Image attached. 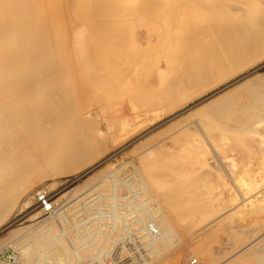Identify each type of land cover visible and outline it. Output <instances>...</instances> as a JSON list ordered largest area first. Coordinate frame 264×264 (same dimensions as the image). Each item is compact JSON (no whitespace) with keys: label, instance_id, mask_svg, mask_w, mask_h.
Masks as SVG:
<instances>
[{"label":"rangeland","instance_id":"rangeland-1","mask_svg":"<svg viewBox=\"0 0 264 264\" xmlns=\"http://www.w3.org/2000/svg\"><path fill=\"white\" fill-rule=\"evenodd\" d=\"M144 1L0 0V99L17 96L21 110L7 135L39 124L48 149L65 154L42 181L45 170L13 160L0 171V242L24 233L4 248L18 264H184L209 236L222 261L258 226L227 220L211 230V217L200 220L227 210L195 124L213 129L223 165L264 179V0H167L178 3L173 23L166 0L139 13ZM180 183L183 194L169 187ZM39 190L52 197L51 214L33 205ZM191 216L201 225L187 236L180 227Z\"/></svg>","mask_w":264,"mask_h":264},{"label":"bare ground","instance_id":"bare-ground-1","mask_svg":"<svg viewBox=\"0 0 264 264\" xmlns=\"http://www.w3.org/2000/svg\"><path fill=\"white\" fill-rule=\"evenodd\" d=\"M117 1H119V0H117ZM130 1L131 0H124L125 3L130 2ZM153 1L145 0L144 4L141 7V11L139 9L138 12L139 13H145V12L147 13V11H149L152 8V2ZM161 4H162V2H161ZM177 4L175 3V5L171 6V4L169 2H167V0H166V2H164L162 4L163 6L168 8L167 9L168 10L167 16L171 20V23L177 21L178 16H179L178 15V9L174 8L175 6L178 7ZM163 22H165L166 25H168V29L166 27H165V29H163L164 31H166L165 35L170 34L171 24L168 23V21H163ZM161 28H162V26H161ZM163 30H161V31H163ZM139 35H142V34L138 32L137 36H139ZM1 87H2V85H1ZM10 87H8V88H10ZM5 89H7V88H5ZM13 90H14V88H13ZM4 91L5 90L3 89V92ZM54 93H55V91H54ZM5 95H7V94H5ZM13 95L15 96L14 92H13ZM19 97H20V95H19ZM18 101H19V98L17 96L14 98L8 97L5 99H0V171L5 172V170H7L8 164L13 160L14 162L17 161L16 165H14V166L23 167V166L28 165L29 167L31 166L34 168H40L42 170H45L44 174L41 173V175H38L39 181H42L46 178L53 177V174H55V173H52L53 170L51 172L49 170L56 165V162L60 163L61 158L65 157L64 156L65 154L63 152H60V150H56V151L52 152V150L48 149V147H49L48 141H50V140L47 141V138H45V136L43 134L45 128H43L42 125L39 126V124H33L31 129L27 132L26 135H23L22 131L20 129H18L17 131L15 130V132H14L15 137L14 138H10L7 135V132H9V130L11 128L16 127L15 122H18L21 119V115H20L21 110L16 109V107H18V105H19ZM39 119H40V115H39ZM195 126H196V130H197L196 137L200 140V142L203 146L202 147L203 148L202 154L203 155L206 154V156L210 157L208 159H204L202 157L201 164H203L206 168H208V171L213 173V176L215 177V180H216V185L214 186L215 188H213L214 199L216 201H218V204H219L218 207L219 208H224V210L225 209L227 210V212L224 213L223 215L217 216L216 215V209H214L209 214L205 213V215H203L200 220L203 221L205 218L208 220L211 217L212 220L208 225L211 230H213L215 228L217 229L218 227L222 226L223 224H226L227 220L230 221V224L235 223L238 226H241L244 228H250L254 223L256 225H258L256 228L249 231V234L247 235V236H249V237H247V239H249V241H247V243H245L246 238H245V240L243 239L244 243L239 242L241 244L237 245L235 252L233 254H231L230 256H228L227 258L223 259L222 261L221 260L218 261L217 254L215 252L213 253L212 250L208 248L210 241H214V239H215L214 236H212V237L209 236L206 239H204V241H202V242L200 241L201 243L196 247L197 257L196 256L195 257L196 258H198V257L203 258L204 262H206L207 264H218V262H219V264H264V192L262 193L261 197H255L256 201L254 200V202H252L249 200V204L247 205V203H246L247 196H249L251 192H254L257 189H259V187H261L262 184H264V179H262L261 181L253 183L249 179L240 178L239 172L236 170L237 169L236 166L233 165L232 167H229V166L226 167L225 165H223L222 161H220L218 159V156H219L218 147L216 145L214 137L211 135V132L213 131V129L209 128L207 126L204 127V126H202V124L201 125L195 124ZM124 128H126L125 125H124ZM123 131L125 132V129ZM126 135H127V133H125L121 139L124 140L127 137ZM261 140L264 141V136H262ZM9 144L14 145V149H13L14 152H11L10 150L6 153L1 152L2 146H8ZM66 154H68V153H66ZM91 160H92V158H91ZM263 160H264V155H263ZM14 162H12V163H14ZM213 164L215 165V167L214 168L211 167L212 169H210V166H212ZM30 169H32V168H30ZM70 169H72V168H70ZM148 169H151V168H148ZM77 170H78V168H75L72 170H65V171L62 170L57 175L62 176V175L69 174V173L72 174L71 172H76ZM203 172H205V171H203ZM166 173H168V171H166ZM206 173H209V172L206 171ZM152 175H153V173H152ZM168 175H169V173H168ZM157 176H159V175H157ZM177 176H179V175H177ZM144 179H145V182L150 184L149 181L145 177H144ZM151 179H152L151 181H154V183L156 182V184H157V179H156V177H154V175ZM38 180L32 181L33 182L32 186L39 183ZM161 182L163 183V181H161ZM30 183H31V181H30ZM164 185H166V184H164ZM162 186L160 188H162ZM168 186H169V184L167 185V187ZM28 187L30 188V185ZM169 187H171V190H173L174 193H176L175 191L177 190V192L179 191L181 194H183V190H181V187H182L181 183L178 185L172 184ZM234 188H236V189H234ZM214 204H216V203L214 202ZM27 205H29V204L25 203L24 206L26 207ZM249 208H251L253 210L250 211V210H248ZM231 210H235V211L230 214ZM234 216L237 217L236 220H233ZM38 218H39V216H37V214H36V215L31 217V220L32 219H38ZM56 220L51 219V222H49V225L53 226L54 224H56L57 223V222L55 223ZM200 220L199 219L194 220V219H192V216H191V219L186 220L183 227H180L181 231L184 234H186L187 236L193 235V233L195 232L194 229L196 230V227H198V225L200 224L199 223ZM202 221H201V223H202ZM46 222H47V226H48V221H46ZM181 223H182V221H181ZM227 226H229L228 229L230 230L231 226L230 225H227ZM223 227H225V226H223ZM147 228H149V227H147ZM209 228H207V229L205 228L206 230L204 229V231L210 230ZM216 232H218V231H216ZM215 233H213V234L216 236V239H217V235ZM22 234H24V233L19 232V233H12L11 235H9L8 239L0 242V244H1L0 250L2 248L4 249L5 247H7L11 243L10 241L14 242L16 240V238L22 237ZM201 234H202V232H201ZM240 237H237L238 240H241V239H239ZM190 246H191V244H190ZM50 252H52V251H50ZM53 253H54V251H53ZM53 253H51V254H53ZM51 254H49V255H51ZM48 257H51V256H48ZM36 262H38L37 264H45V261L43 262L42 260L36 261ZM173 264H180V259H176L175 261H173Z\"/></svg>","mask_w":264,"mask_h":264},{"label":"built area","instance_id":"built-area-1","mask_svg":"<svg viewBox=\"0 0 264 264\" xmlns=\"http://www.w3.org/2000/svg\"><path fill=\"white\" fill-rule=\"evenodd\" d=\"M33 205H36L41 209L45 214H51L56 210V205L52 200L50 194L44 190H39L34 193L31 197ZM150 232L156 233L155 225H150ZM19 254L17 251L11 248L4 249L0 252V264H18L19 263ZM184 264H202L198 258L192 257L187 260Z\"/></svg>","mask_w":264,"mask_h":264}]
</instances>
